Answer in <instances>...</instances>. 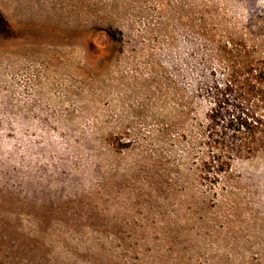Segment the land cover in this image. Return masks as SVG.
<instances>
[{
    "label": "rangeland",
    "instance_id": "rangeland-1",
    "mask_svg": "<svg viewBox=\"0 0 264 264\" xmlns=\"http://www.w3.org/2000/svg\"><path fill=\"white\" fill-rule=\"evenodd\" d=\"M241 109L264 0H0V264H264Z\"/></svg>",
    "mask_w": 264,
    "mask_h": 264
},
{
    "label": "trees",
    "instance_id": "trees-1",
    "mask_svg": "<svg viewBox=\"0 0 264 264\" xmlns=\"http://www.w3.org/2000/svg\"><path fill=\"white\" fill-rule=\"evenodd\" d=\"M242 112L240 113L239 117L232 121L230 124L231 129L233 130H239L240 132H247L249 135V138L255 139L257 134H264V120L260 117H256L255 115H249L247 114L243 109H241ZM213 127H217L216 120L213 119ZM229 127V128H230ZM262 128V130L260 129ZM262 143H264V137L261 136ZM252 141V140H250Z\"/></svg>",
    "mask_w": 264,
    "mask_h": 264
}]
</instances>
